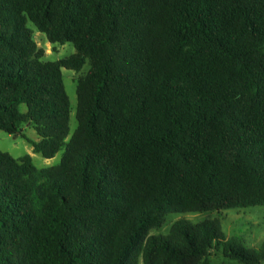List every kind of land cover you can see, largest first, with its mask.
<instances>
[{
    "label": "trees",
    "instance_id": "obj_1",
    "mask_svg": "<svg viewBox=\"0 0 264 264\" xmlns=\"http://www.w3.org/2000/svg\"><path fill=\"white\" fill-rule=\"evenodd\" d=\"M29 23L75 53L44 62ZM25 126L64 154L0 151V264L264 263L214 220L151 234L264 205V0H0V131Z\"/></svg>",
    "mask_w": 264,
    "mask_h": 264
},
{
    "label": "rangeland",
    "instance_id": "obj_2",
    "mask_svg": "<svg viewBox=\"0 0 264 264\" xmlns=\"http://www.w3.org/2000/svg\"><path fill=\"white\" fill-rule=\"evenodd\" d=\"M28 27L33 31V40L38 48L44 51V62H55L65 59L75 53L72 44L51 45L48 43L46 36L38 32L35 27L29 23ZM90 69L89 61H86L80 72H74L62 69L63 82L66 94L70 102V136L76 129L77 122L75 118L77 97L76 86L79 77L85 75ZM22 112L26 111L25 106H21ZM24 135H9L0 131V151L8 153L14 159L22 158L26 155L31 156L33 164L38 169H44L57 165L64 154V149L59 151L53 158L45 159L40 154L33 152L32 145L29 141H37L38 136L31 127H24ZM69 136V137H70ZM180 219L197 224L204 221L214 220L217 222L219 230L224 234L227 240H235L243 246L251 248L258 247L264 243V205L254 206L243 209H230L221 212L211 213H186V214H169L165 223L160 229L153 230L152 235H167L171 226ZM206 264H240L237 261L224 258L220 253H211L206 258ZM264 264V263H262Z\"/></svg>",
    "mask_w": 264,
    "mask_h": 264
}]
</instances>
